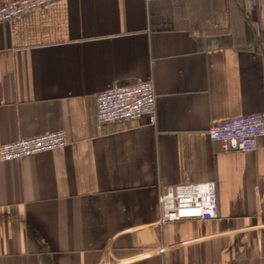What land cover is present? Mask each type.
Here are the masks:
<instances>
[{"label":"crops","instance_id":"obj_1","mask_svg":"<svg viewBox=\"0 0 264 264\" xmlns=\"http://www.w3.org/2000/svg\"><path fill=\"white\" fill-rule=\"evenodd\" d=\"M9 0H0L5 3ZM151 80L153 116L96 128V95ZM264 112V0H55L0 22V264H264V135L222 151L212 122ZM213 182L218 216L159 224L168 186Z\"/></svg>","mask_w":264,"mask_h":264},{"label":"built area","instance_id":"obj_2","mask_svg":"<svg viewBox=\"0 0 264 264\" xmlns=\"http://www.w3.org/2000/svg\"><path fill=\"white\" fill-rule=\"evenodd\" d=\"M55 0H9L0 4V22L17 19ZM155 91L151 80L109 87L96 95V128L103 124L153 116ZM208 136L222 151L252 152L264 135V112L212 122ZM67 140L62 130L30 138H18L0 145V161L21 159L63 148ZM159 224L188 219H214L218 216L213 182L166 187L159 196Z\"/></svg>","mask_w":264,"mask_h":264}]
</instances>
